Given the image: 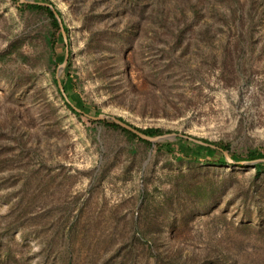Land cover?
<instances>
[{"label": "rangeland", "instance_id": "rangeland-1", "mask_svg": "<svg viewBox=\"0 0 264 264\" xmlns=\"http://www.w3.org/2000/svg\"><path fill=\"white\" fill-rule=\"evenodd\" d=\"M31 1L0 0V264H264V175L185 138L264 152V0H50L53 54Z\"/></svg>", "mask_w": 264, "mask_h": 264}, {"label": "trees", "instance_id": "trees-1", "mask_svg": "<svg viewBox=\"0 0 264 264\" xmlns=\"http://www.w3.org/2000/svg\"><path fill=\"white\" fill-rule=\"evenodd\" d=\"M37 1V0H36ZM46 3L50 4L51 7L47 6V5H43V4H38V3H28V2H19V5L24 6L26 8H30V9H36L39 11L44 12L45 14H47V16L50 19V26L52 29V33L48 36L47 38V42H48V48L50 49L51 54H53V48L55 45V39L58 36H61V28H63V30L65 31V34L68 38V28L66 26V24L64 23V19L62 17V13L59 9H57V7L55 6V4L50 1V0H45ZM55 13L57 15H55ZM59 18V19H58ZM61 22V25H60ZM68 43H66L64 46H62L61 51L63 53H65V49L68 50L67 48ZM69 53V52H68ZM69 56V55H68ZM52 57V55H51ZM63 60V59H62ZM62 62V61H61ZM50 65L53 66V68H57V65H55V62L52 61L50 62ZM66 68L70 67V63H69V59H67V63H66ZM68 74V72H67ZM67 77V76H66ZM52 82L56 85L57 90L59 91L58 85H57V80L55 77V74H52ZM60 82L63 85L65 83V76H61L60 77ZM67 106L72 110L73 113H75L76 115H79V112L76 111L74 108H72L67 102H66ZM96 115L102 113V111L100 109H96L95 110ZM117 118L123 122H125L126 124L132 126L133 128L137 129L138 131H141L149 136H155V135H159V134H163L165 131L159 127H146V128H140L137 127L135 125H132L128 122H126L123 118L117 116ZM100 122L107 124V125H111L114 128H118L120 130H122L129 139H137L138 141L142 142L143 144L146 145H150L151 142L147 141L145 139L140 138L137 134H135L134 132L122 127L121 125H119L118 123L114 122V121H107L105 118L100 119ZM203 142H207L208 144H214L216 147H212L210 145L205 146V160L206 163L208 165H221V164H225L228 163L225 159V156L223 154V151H227L229 156L235 161V163L239 164L238 161L240 160H252V159H258V158H264V152L258 151L256 149L250 150L248 151V153H246L245 155H239L237 153L234 152H230L228 149V146L226 143L222 142V141H208L205 138H200ZM182 143L183 145H185L186 143H190V141L186 140V139H182ZM187 146V145H185ZM161 149V147L159 148ZM176 150V148L174 147H169L168 148V152H174ZM177 159V161H182L184 159V157H182L181 155H178L175 157ZM188 161H192L194 163L199 162V158L197 157H192V156H187L185 157ZM254 168V174L256 176H260V175H264V161H259L256 162L255 164L252 165ZM176 185V184H175ZM176 188V187H174ZM187 188V185H186ZM140 207L145 206V202L147 199V195H148V191L146 187H142L140 189ZM173 198V193L169 192V191H164L162 193L161 196V200L160 202L155 206L158 210H165L166 212H168V210L170 209V204L172 202ZM155 255V258H157V255Z\"/></svg>", "mask_w": 264, "mask_h": 264}, {"label": "water", "instance_id": "water-1", "mask_svg": "<svg viewBox=\"0 0 264 264\" xmlns=\"http://www.w3.org/2000/svg\"><path fill=\"white\" fill-rule=\"evenodd\" d=\"M31 3H38V4H43V5H47L49 7H51L50 4L46 3V2H36V1H31ZM55 15H57L55 13ZM59 19V18H58ZM60 25H61V22H60ZM61 31H62V34H63V37L64 39L66 40V34H65V31L63 30V28H61ZM68 50L65 49V53H64V58H63V61L57 66V69H56V80H57V84H58V87L60 89V91L63 93L65 99H66V96L63 92V88H62V84L60 82V78H59V74L61 72V70L66 66V63H67V59H68ZM76 111H79L76 107H73ZM92 118H96V119H103V118H110L112 119L114 122L118 123L119 125H121L122 127L134 132L135 134H137L140 138L142 139H145L147 141H150V142H156V141H160V140H164V139H168V138H174V137H177L178 134L175 133V132H171V133H163V134H159V135H155V136H149L141 131H138L137 129L133 128L132 126L126 124L125 122L119 120L118 118L114 117V116H109L105 113H100L98 114L96 117L95 116H91ZM185 138L187 139H192L196 142H199V143H204L202 140H199V139H195V138H191L189 136H185ZM208 144V143H207ZM212 147H216L215 145L213 144H208ZM223 154L225 156V159L227 162H230V163H235V161L229 156L228 152L227 151H223ZM259 161H264V158H258V159H252V160H240L238 161L239 164H242V165H253L255 164L256 162H259Z\"/></svg>", "mask_w": 264, "mask_h": 264}]
</instances>
